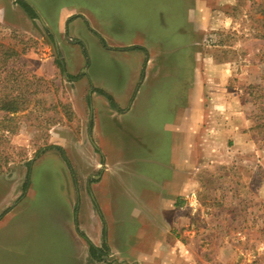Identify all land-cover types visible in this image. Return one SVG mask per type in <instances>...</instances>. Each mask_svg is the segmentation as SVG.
<instances>
[{
	"label": "crops",
	"instance_id": "crops-1",
	"mask_svg": "<svg viewBox=\"0 0 264 264\" xmlns=\"http://www.w3.org/2000/svg\"><path fill=\"white\" fill-rule=\"evenodd\" d=\"M27 1L53 33L66 67L80 74L72 83L81 90L68 91L76 125L50 127L34 162L47 157L62 174L56 185L66 227L55 215L57 254L78 264H201L185 238L186 200L201 188L203 170L233 159L235 141L245 137L222 84L227 62L216 49L227 44L209 38L212 23L233 20V0ZM68 13L70 38L61 30ZM87 22L99 38L83 30ZM75 44L94 47L96 68L75 62ZM11 137L32 147L24 134ZM50 143L64 149L72 173ZM122 199L135 201L136 235H121L113 219ZM16 204L3 213L0 229L13 221ZM82 235L106 248L99 260Z\"/></svg>",
	"mask_w": 264,
	"mask_h": 264
},
{
	"label": "rangeland",
	"instance_id": "rangeland-1",
	"mask_svg": "<svg viewBox=\"0 0 264 264\" xmlns=\"http://www.w3.org/2000/svg\"><path fill=\"white\" fill-rule=\"evenodd\" d=\"M263 9L264 0H233L227 10L233 20L228 24L212 23L209 31L211 43L227 44L217 48L216 53L227 62L222 84L234 98L235 121L245 137L235 141L233 159L211 171L203 170L201 188L186 200L185 238L194 255L201 257V264H264V38L259 36L264 31L260 28ZM69 14L61 30L70 38L74 33L68 29L73 18ZM41 20L31 19L15 0H0V54L8 53L7 59L16 60L20 77L32 85L29 90L37 92L31 98L39 96L43 102L33 106L31 99L30 106L16 116L15 133L24 134L32 147L15 145L12 134L4 133L6 140L0 137V154L9 158L5 164L0 158L5 166L0 173V218L17 203L11 210L13 221L0 229V264H78L67 263V256L57 254L62 241L56 237L55 215L58 225L66 227L65 214H60L64 211L63 198L56 185L62 174L47 157L34 162L46 149L50 127L76 125L68 91L81 90L72 83L80 74L70 71L65 63L64 70L58 66L59 44L47 35ZM85 26L83 30L97 31L88 22ZM222 26L224 29L219 30ZM80 46L85 48L81 42ZM78 48L74 47V52ZM74 60H84V66L96 68L100 55L94 47L88 52L78 49ZM48 116L53 121L49 126L42 120ZM39 149L42 151L36 155ZM66 164L72 173L68 161ZM27 170L28 183L23 191ZM122 204V211L113 214L120 224L116 225L118 231L121 235H136L137 222L130 213L135 201L124 199ZM91 205L100 214L94 200ZM73 223L78 224L76 213ZM88 264L126 263L106 259Z\"/></svg>",
	"mask_w": 264,
	"mask_h": 264
},
{
	"label": "trees",
	"instance_id": "trees-1",
	"mask_svg": "<svg viewBox=\"0 0 264 264\" xmlns=\"http://www.w3.org/2000/svg\"><path fill=\"white\" fill-rule=\"evenodd\" d=\"M15 2L25 11V13L31 19H38L41 20L37 10L27 1V0H15ZM262 20L260 24V28L264 30V9L262 10ZM42 21V20H41ZM44 30L46 31L47 35L52 38L53 42L55 43V39L53 37L52 32L49 28L45 25H42ZM260 37L264 38V31L259 34ZM23 51V50H21ZM2 53H6L5 50H2ZM9 54L6 53V56L0 54V137L3 140H6L7 134H14L18 129L17 121V114L26 110L31 104V99L33 100V106H40L43 104L41 98L39 96H33L32 94H37L36 90H29L32 86L29 84V81H24L20 76L19 68L16 69V60L14 58L7 59ZM56 62L61 70H64V62L60 58V53H57ZM34 78V75H32ZM39 78V77H38ZM70 79H74L70 77ZM41 80V78H39ZM30 95V97H29ZM52 117L48 116L47 118L42 119L45 125L53 123L51 120ZM42 125V122L39 124ZM49 147L57 148L60 152L61 157L67 161L65 154L63 153L62 149L57 146L50 145ZM42 151V149L37 150L36 155ZM0 158L3 159L4 164L9 160V158L5 155L0 154ZM7 160V161H6ZM9 162V161H8ZM4 164L0 162V173L4 169ZM30 161L27 162V166L29 167ZM28 183V170L25 177V182L23 183L22 189L25 191ZM96 206V205H95ZM83 236V235H82ZM102 236L105 238V227L103 225ZM86 241L88 242V251L89 256L93 257L97 260L100 259L101 255L103 254V249L105 247H96L94 246L85 236H83ZM105 253V251H104Z\"/></svg>",
	"mask_w": 264,
	"mask_h": 264
},
{
	"label": "flooded vegetation",
	"instance_id": "flooded-vegetation-1",
	"mask_svg": "<svg viewBox=\"0 0 264 264\" xmlns=\"http://www.w3.org/2000/svg\"><path fill=\"white\" fill-rule=\"evenodd\" d=\"M56 43V42H55ZM61 57V56H60ZM64 62V61H63Z\"/></svg>",
	"mask_w": 264,
	"mask_h": 264
}]
</instances>
